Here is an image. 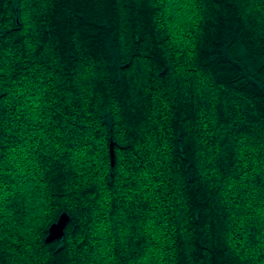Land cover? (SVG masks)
Segmentation results:
<instances>
[{"label": "trees", "instance_id": "obj_1", "mask_svg": "<svg viewBox=\"0 0 264 264\" xmlns=\"http://www.w3.org/2000/svg\"><path fill=\"white\" fill-rule=\"evenodd\" d=\"M0 264H264V0H0Z\"/></svg>", "mask_w": 264, "mask_h": 264}, {"label": "water", "instance_id": "obj_2", "mask_svg": "<svg viewBox=\"0 0 264 264\" xmlns=\"http://www.w3.org/2000/svg\"><path fill=\"white\" fill-rule=\"evenodd\" d=\"M110 153H111V164L113 166L115 161V153L113 146H111ZM69 220H70L69 214L67 212H63L59 216L58 220L50 225L48 230V235L46 237V241L52 242L55 240H63L65 228Z\"/></svg>", "mask_w": 264, "mask_h": 264}]
</instances>
